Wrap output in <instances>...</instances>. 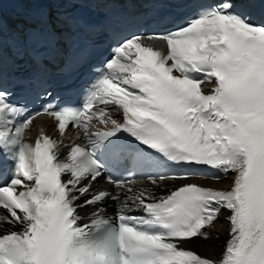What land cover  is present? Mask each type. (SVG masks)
Here are the masks:
<instances>
[{
    "label": "snow or ice",
    "instance_id": "1",
    "mask_svg": "<svg viewBox=\"0 0 264 264\" xmlns=\"http://www.w3.org/2000/svg\"><path fill=\"white\" fill-rule=\"evenodd\" d=\"M8 2L0 0V264H264V0H216L183 22L134 14L143 31L116 41L77 104L44 72L13 83L6 73L33 46L56 41L67 21L52 9L83 0H25L50 11L11 37ZM152 39L167 52L144 43ZM20 91L41 109L29 112ZM42 114L61 138L75 130L85 146L43 131L25 142ZM171 166L187 170H164ZM137 174L155 189L169 179L234 177L229 190L186 182L156 195L132 186ZM221 217L229 238L219 261L186 247L211 239Z\"/></svg>",
    "mask_w": 264,
    "mask_h": 264
},
{
    "label": "bare ground",
    "instance_id": "2",
    "mask_svg": "<svg viewBox=\"0 0 264 264\" xmlns=\"http://www.w3.org/2000/svg\"><path fill=\"white\" fill-rule=\"evenodd\" d=\"M169 182L171 181L162 182L159 189L153 188L152 185L149 188L153 191H163L166 189ZM224 182H226V180H224ZM142 186L144 185L141 184L137 187L140 188ZM208 231L210 232V236L212 238L209 240L194 238L195 243H192V248L197 249L200 253L211 258L220 257L224 250L225 241L227 239L228 222L224 217H221L220 221L216 223L213 228L208 229Z\"/></svg>",
    "mask_w": 264,
    "mask_h": 264
}]
</instances>
